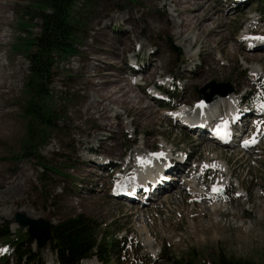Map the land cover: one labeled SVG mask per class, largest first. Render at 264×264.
Returning <instances> with one entry per match:
<instances>
[{"label":"rangeland","instance_id":"374dc122","mask_svg":"<svg viewBox=\"0 0 264 264\" xmlns=\"http://www.w3.org/2000/svg\"><path fill=\"white\" fill-rule=\"evenodd\" d=\"M232 1L75 0L68 18L71 53L51 55L49 98L47 106L43 104L52 119L47 141L36 143L37 153L27 155L24 140L31 120L24 111L29 84L35 80L34 42L42 34L44 16L53 9L46 0H0V189L5 187L0 190V229L13 236L25 234L27 228L16 222L17 214L52 228L85 216L102 232L125 239L112 254V264H170L159 260L163 248L176 259L195 253L264 264V131L258 150L214 147L198 139L197 133L181 131L165 108L145 93L146 87L170 84L177 75L182 81L175 103L193 107L204 96L203 90L211 93L212 82L229 83L236 93L248 90L245 95L255 91L263 100L264 52L259 53L258 47L248 52L237 39L250 36L251 28L253 33H264V21L258 23L260 17L264 19V0H246L243 8ZM104 13L113 16L98 29H105L110 36L106 38L121 48L120 38L131 34L132 48L123 49L121 58L109 52L108 66L118 62L121 70L105 68L119 82L109 84L105 94L90 96L96 83L92 80L107 83L111 78L105 68L100 71L94 64L105 57L93 51L100 45L94 27ZM89 52L95 59L87 58ZM136 58L144 65L142 74L147 71L137 76L145 87L136 86L127 76V64ZM159 61L162 69L155 71ZM161 71L165 75L159 77ZM123 85L121 95L118 89ZM133 94L138 106L152 102L150 116L131 108ZM96 102L100 117H110L114 127L101 130L97 117L91 119L88 113L94 112ZM120 125L123 131L111 130L122 129ZM248 127L244 126L245 132ZM203 142L204 147L199 145ZM175 150H185L196 161L190 162L191 179L164 195L167 199L162 196L135 209L134 204L113 198L116 171L120 176L119 171L128 172L129 163L131 170L141 154L162 156ZM215 162L224 172L211 167ZM213 187L223 192L215 193ZM2 241L0 264H15L14 256L7 258L10 251ZM46 244L37 248L33 243L32 248L44 263L59 264ZM81 264L104 263L91 257Z\"/></svg>","mask_w":264,"mask_h":264},{"label":"trees","instance_id":"16d2710c","mask_svg":"<svg viewBox=\"0 0 264 264\" xmlns=\"http://www.w3.org/2000/svg\"><path fill=\"white\" fill-rule=\"evenodd\" d=\"M46 1L53 9V13L51 15L44 16L43 20L45 22L42 25V34L39 40L37 39L34 42L35 51L32 55V70L34 72L35 80L29 84L27 93L29 99L24 111L26 117L31 120L27 124L28 134L24 140L25 146L23 151L27 155H34L37 153V146H35L36 143L41 145L46 143L45 141H47V136L45 135L48 134L46 131L51 127L52 119L50 110L46 107V101H48L49 98L48 83L51 80V55H54L55 53L68 54L71 53L72 50L71 41L73 34L68 18L75 0ZM103 15H105V17L98 21L94 27L96 38L100 45L94 46L93 51L103 52L105 57H98V59H95L93 57V52H89V56L87 58H94V64H98V70L100 71H103V68L105 67L108 68L109 71L114 67L121 70L119 68L120 66L117 64L118 62L114 63L112 67L110 66L111 68L108 66L111 57L109 52L112 53V56H118L121 58L124 54L123 49L126 50L132 48L131 41H129L131 34H124L125 36L120 38V42L123 44L122 48L113 43L112 40H108L106 38L108 35L106 30H100L98 27L103 25L106 22L105 20H109L113 15H107L106 13ZM87 68L88 67L85 64L82 69L85 70ZM106 68V73H109L111 77L110 82L98 83V81L92 80L96 83L91 89L92 92L90 96H95L99 92L105 94V88L109 84L115 85L119 82L117 79L112 80V78H115L114 73L107 72ZM160 76H163V74H160ZM245 76H247V74H245ZM105 78L106 77L103 79ZM95 87H98V89H95ZM123 88L126 89L124 85L118 89L121 90V95L123 93ZM132 88H135V86ZM88 93L89 92H87V94ZM135 97V94H133L130 98L132 99ZM136 100H138L137 97L135 98V104L131 108L137 107L150 116V110H152L150 101L146 106L143 105L144 102L141 106H138V104H136ZM98 104L99 103L97 102L93 104L92 106L94 108V112L88 113L91 119L97 117V120H99V122L103 125H98L101 130L103 128L105 129L113 126L111 124L110 117H100L101 113L99 112ZM103 114L105 116L107 115L105 113ZM111 130H120L121 132V130L123 131V126L122 129H119L118 126ZM117 150L118 149L113 151L116 152ZM117 154H120V151H117ZM3 188L5 187H1V189ZM0 240H3L2 242L13 248L17 264H44L41 260L40 253H36L32 250L33 241L30 239L28 233H25L24 235L19 234L13 237L9 233L8 229H0ZM49 245L51 246L52 251L56 252L60 264H81L82 261L91 257L98 258L104 264H112L111 256L119 250V242L114 239V235L112 236V234L108 231L102 232L101 227L98 226L95 221L86 218L85 216L71 218L65 222L59 223L58 225H54ZM159 260L169 262L170 264H256L250 260L240 258L236 259L235 257H198L195 253L189 258L182 257L176 259L168 256L166 248H163V253L160 255Z\"/></svg>","mask_w":264,"mask_h":264},{"label":"bare ground","instance_id":"6f19581e","mask_svg":"<svg viewBox=\"0 0 264 264\" xmlns=\"http://www.w3.org/2000/svg\"><path fill=\"white\" fill-rule=\"evenodd\" d=\"M244 2V1H243ZM244 3H247V2H244ZM236 6H239V5H236ZM242 6V5H241ZM124 22H126V21H124ZM244 38H246V35H244ZM259 43V45H257V46H255L253 49H257V47L258 48H261V47H264V42L263 41H260V42H258ZM191 48V47H190ZM249 49V48H248ZM251 50V49H249V51L251 52V53H253L252 51H254V50ZM256 51V50H255ZM264 51V50H263ZM260 53V52H259ZM137 59V58H136ZM157 66L155 67V71H159V70H161L162 68H161V63H160V61L158 62V64H156ZM255 71H256V73H260V69L259 68H256L255 69ZM127 72L129 73L130 72V70L128 69L127 70ZM129 74H132V73H129ZM160 74H163L162 73V71L160 72ZM165 74H163V76H164ZM159 77H162V76H160L159 75ZM131 80V79H130ZM144 82H146V81H144ZM134 87V86H133ZM235 96L236 95H234V93L233 94H231L230 96H228V97H225V98H223V97H219V98H214V100L212 101V102H210L209 104H206V106H205V110L207 111V112H218L219 110H220V106H222V105H228L230 108L231 107H233V106H236V102H235ZM151 100V99H150ZM151 102V101H150ZM152 103V102H151ZM223 107V106H222ZM221 107V108H222ZM263 110L262 109H259V112H260V114H258V115H262L263 114V112H262ZM257 118V117H256ZM210 143V142H209ZM201 145H203V147H204V145H205V143L203 142ZM164 150V149H163ZM167 150V149H166ZM164 153V152H163ZM165 154V153H164ZM163 154V155H164ZM168 154H170V152H168ZM214 156H215V154H213ZM145 157H150L149 155H145V156H143L142 154L140 155V156H138L137 158H136V165L135 166H133L132 168H131V170H129L130 168H128L129 166H130V163L128 164V166L126 167V169H127V171H130L131 173L130 174H134L135 176H134V178L132 179L133 180V183L135 182V183H138L139 181H146V180H150L153 176H155V172L158 170V168L156 167V168H154V169H149L150 167H151V163H158L157 161H153V160H148V159H150V158H145ZM139 164V165H138ZM220 164V163H219ZM211 165V167L212 168H216L217 170H223V167H222V165H218L216 162L215 163H213V164H210ZM133 168H134V170H133ZM211 168V169H212ZM223 172H224V170H223ZM205 174V173H204ZM206 176V175H205ZM155 183H159V181H157V180H155L154 181V184ZM178 188H179V186H178ZM176 190H178V189H176ZM127 192V191H126ZM129 192V191H128ZM181 192V191H180ZM180 192L178 193V194H180ZM212 193V192H211ZM210 193V194H211ZM168 193H166V195H167ZM176 195H178L177 193H175ZM202 194V193H201ZM200 194V195H201ZM209 194V193H208ZM172 196V195H171ZM167 197L168 196H164V198L165 199H167ZM141 211V210H140ZM143 212V211H142Z\"/></svg>","mask_w":264,"mask_h":264},{"label":"water","instance_id":"95a60500","mask_svg":"<svg viewBox=\"0 0 264 264\" xmlns=\"http://www.w3.org/2000/svg\"><path fill=\"white\" fill-rule=\"evenodd\" d=\"M210 88L212 89L210 94L205 93V90L202 91L205 94L206 102H211L217 95L226 97L233 92V87L230 84H216L213 82ZM15 219L19 225L28 229L30 237L36 241L38 246H44L50 240L52 235L51 226L32 221L21 214L15 215Z\"/></svg>","mask_w":264,"mask_h":264},{"label":"snow or ice","instance_id":"6c2138e0","mask_svg":"<svg viewBox=\"0 0 264 264\" xmlns=\"http://www.w3.org/2000/svg\"><path fill=\"white\" fill-rule=\"evenodd\" d=\"M248 142L246 141L245 144H247ZM214 191H219V188H214Z\"/></svg>","mask_w":264,"mask_h":264}]
</instances>
